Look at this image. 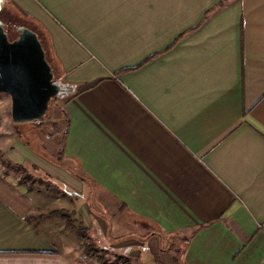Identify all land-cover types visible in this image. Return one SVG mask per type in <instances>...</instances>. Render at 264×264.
Masks as SVG:
<instances>
[{
  "label": "crops",
  "instance_id": "0c3cea01",
  "mask_svg": "<svg viewBox=\"0 0 264 264\" xmlns=\"http://www.w3.org/2000/svg\"><path fill=\"white\" fill-rule=\"evenodd\" d=\"M11 2L66 93L38 144L0 112V264H100L71 226L106 264H264V0Z\"/></svg>",
  "mask_w": 264,
  "mask_h": 264
},
{
  "label": "water",
  "instance_id": "95a60500",
  "mask_svg": "<svg viewBox=\"0 0 264 264\" xmlns=\"http://www.w3.org/2000/svg\"><path fill=\"white\" fill-rule=\"evenodd\" d=\"M18 29L10 39L0 19V93L10 97L14 122L40 120L60 86L37 33L23 25Z\"/></svg>",
  "mask_w": 264,
  "mask_h": 264
},
{
  "label": "rangeland",
  "instance_id": "374dc122",
  "mask_svg": "<svg viewBox=\"0 0 264 264\" xmlns=\"http://www.w3.org/2000/svg\"><path fill=\"white\" fill-rule=\"evenodd\" d=\"M0 7H1V9H2V7H5L7 10L11 11L12 13L19 15L21 17V19L23 21H25V22H22V23H24V24H28L27 22L32 23L31 21H29L30 18L25 16V14L21 11V9H19L15 4H13L11 2V0H2V2L0 4ZM9 20L11 21V19H9ZM5 23H7V22L5 21ZM10 23L11 22H9V24L7 23V25H6L9 28H11ZM17 24H21V23H17ZM32 24H34V23H32ZM6 26L3 25L4 30L6 31V33L9 32L8 33V37L11 34L13 36V38H15L17 36V31L14 34L12 30H10V29L7 30ZM9 38L12 39L11 36ZM55 82H56V84H58L60 86V90L57 93V95H55L54 97H52L50 99L49 104H48V109H47L46 113L44 114L43 118L39 120L40 123L38 121H35V120L34 121L17 122V123H25L26 126H28L27 140L32 145L38 144V142H39V140L37 139V137L35 135L36 134L35 132L37 130H41L42 127L38 126V125L44 124L45 120H47L49 115H51V110H53L55 108V106L59 103V100L66 93L65 87L62 84L58 83L59 82L58 79L57 80L55 79ZM1 111H6V114H10L9 113L10 112V97L6 93H0V112ZM41 122H43V123H41ZM33 123L36 124V125H33ZM91 206L93 207V209H96V205L95 204H91ZM105 258H106V253H105ZM77 263H79V262H77Z\"/></svg>",
  "mask_w": 264,
  "mask_h": 264
},
{
  "label": "trees",
  "instance_id": "16d2710c",
  "mask_svg": "<svg viewBox=\"0 0 264 264\" xmlns=\"http://www.w3.org/2000/svg\"><path fill=\"white\" fill-rule=\"evenodd\" d=\"M221 3V1L219 2V4ZM4 9H6L5 7H2L1 11L2 12ZM213 9L209 10V11H212ZM207 13H205L204 17L202 20H204L206 17H207ZM29 21H31L32 23L28 22L30 24V26L32 27V30H34L36 33H37V36L39 38V40L41 41L42 45H43V48L45 50V55H46V58L48 60V62L50 63V66H51V69L53 71V76L55 78V74H54V69H53V63H52V57L50 56V44H49V41H48V36L46 35V32L41 28L40 25H38L34 19L30 18ZM182 35H180L179 37H177L172 43L174 44L176 41H178V39L181 37ZM13 37V36H11ZM170 46H168L167 48H169ZM147 60V59H145ZM56 79V78H55ZM60 83V82H58ZM61 84V83H60ZM25 178H31V176H29L28 174L25 173ZM73 230H75L77 232V234L83 239V247H84V250L85 252L88 254V255H91L93 257H95L99 262L100 264H106V258H105V251L103 249H100L98 248L94 242H92L87 233H86V230L85 228L83 227H75V226H71ZM116 261L121 263V264H131V262L125 258V257H122V256H117L116 258Z\"/></svg>",
  "mask_w": 264,
  "mask_h": 264
},
{
  "label": "flooded vegetation",
  "instance_id": "af4514ba",
  "mask_svg": "<svg viewBox=\"0 0 264 264\" xmlns=\"http://www.w3.org/2000/svg\"><path fill=\"white\" fill-rule=\"evenodd\" d=\"M0 9H1V7H0ZM1 11V10H0ZM3 18V19H2ZM0 19L2 20V23H3V25H7V23L9 24V22H11L10 23V25H11V28H9L8 26H6L7 27V30L8 29H10V30H12L13 31V33L15 34L16 33V31H17V35H18V33H19V29H18V27L20 26V25H25V26H27V27H29V28H31L32 29V27L30 26V24L28 23V24H24V23H22V22H25V21H23L22 19H21V17L19 16V15H17V14H14V13H12L11 11H9V10H7V9H4L2 12H0ZM9 19H11V21L9 20ZM20 20V21H19ZM5 21L7 22V23H5ZM17 23H21V24H17ZM17 24V25H16ZM8 33L9 32H7V35H8ZM12 33V34H13ZM10 36H12L11 34L9 35V37ZM11 38H13V37H11Z\"/></svg>",
  "mask_w": 264,
  "mask_h": 264
},
{
  "label": "built area",
  "instance_id": "2783aa9c",
  "mask_svg": "<svg viewBox=\"0 0 264 264\" xmlns=\"http://www.w3.org/2000/svg\"><path fill=\"white\" fill-rule=\"evenodd\" d=\"M1 2H2V0H0V4H1ZM35 121H38V122L40 123V121H39V120H35Z\"/></svg>",
  "mask_w": 264,
  "mask_h": 264
}]
</instances>
